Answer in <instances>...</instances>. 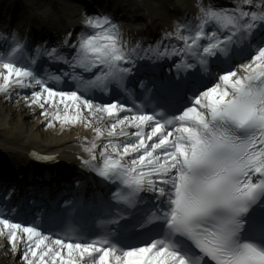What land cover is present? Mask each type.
Returning <instances> with one entry per match:
<instances>
[{
	"label": "snow or ice",
	"instance_id": "obj_1",
	"mask_svg": "<svg viewBox=\"0 0 264 264\" xmlns=\"http://www.w3.org/2000/svg\"><path fill=\"white\" fill-rule=\"evenodd\" d=\"M80 25L32 58L12 34L0 51V94L38 111L45 127L91 128L80 159L115 187L104 206L110 218L101 223L119 227L94 238L61 235L0 209L7 246L22 264H264V0H199L190 19L178 18L146 49L126 40L107 14L85 11ZM41 55L72 72L41 75L34 67ZM170 58L177 72L193 75L213 61L227 67L179 105L173 100L181 85L172 79L151 87L137 80L151 94L148 103L86 95L115 88L131 97L137 61ZM64 77L74 90L54 86ZM146 225L157 230L147 240L117 239L121 230L139 234Z\"/></svg>",
	"mask_w": 264,
	"mask_h": 264
},
{
	"label": "bare ground",
	"instance_id": "obj_2",
	"mask_svg": "<svg viewBox=\"0 0 264 264\" xmlns=\"http://www.w3.org/2000/svg\"><path fill=\"white\" fill-rule=\"evenodd\" d=\"M24 1L27 10L42 11L41 14L45 15L38 14V18L32 16V11H29L25 27L33 29L32 24L38 23L41 29L50 30L52 33H62L73 28L80 32L81 25L76 11L66 8L68 6L59 4L56 0ZM197 2L199 0H118L112 4L113 10L109 16H115L113 18L121 25L126 40H142L150 35L151 41L155 36H161L157 30H171L175 22L171 19L173 14L191 18L196 12ZM44 9H49L50 12H45ZM115 12L119 15L116 16ZM10 18L8 17V20ZM46 18L49 21L46 22ZM93 136L91 128H85L79 123L64 127L56 123L54 128L45 127L43 117L38 111L28 107L15 96L5 99L3 94H0V161L8 159L9 163L14 161L18 167L21 163H28V151L36 149L44 153L59 154L62 159L75 164L81 161V156L87 158V153L83 151V141L85 137L91 140ZM0 264H22L7 246L6 237L2 236Z\"/></svg>",
	"mask_w": 264,
	"mask_h": 264
},
{
	"label": "rangeland",
	"instance_id": "obj_3",
	"mask_svg": "<svg viewBox=\"0 0 264 264\" xmlns=\"http://www.w3.org/2000/svg\"><path fill=\"white\" fill-rule=\"evenodd\" d=\"M60 1H61L62 3H63V1H66V3H67L70 7H73V8H75V6H76V4H77V3H74V2H73V3L70 2V3H71V5H70V4H69V1H67V0H60ZM0 2L3 3V4H8L9 0H0ZM66 3H64V4H66ZM78 6L82 8V6H81L80 4H78ZM96 7H97V6H96ZM3 8L6 9V5H4ZM75 9H76V8H75ZM77 10H78V9H77ZM78 11H79V10H78ZM76 12H77V11H76ZM80 17L82 18L81 15H80ZM3 20H4V19H3ZM17 24H20V22H18Z\"/></svg>",
	"mask_w": 264,
	"mask_h": 264
}]
</instances>
